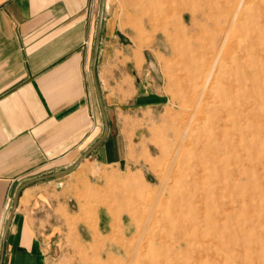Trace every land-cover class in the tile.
<instances>
[{"label":"rangeland","instance_id":"rangeland-1","mask_svg":"<svg viewBox=\"0 0 264 264\" xmlns=\"http://www.w3.org/2000/svg\"><path fill=\"white\" fill-rule=\"evenodd\" d=\"M190 1L103 0L122 31L99 66L109 160L61 179L60 264H264V0Z\"/></svg>","mask_w":264,"mask_h":264},{"label":"crops","instance_id":"crops-1","mask_svg":"<svg viewBox=\"0 0 264 264\" xmlns=\"http://www.w3.org/2000/svg\"><path fill=\"white\" fill-rule=\"evenodd\" d=\"M100 1L0 0V264H60L69 193L51 175L94 143L87 160H109L99 66L122 31L104 10L95 51Z\"/></svg>","mask_w":264,"mask_h":264},{"label":"bare ground","instance_id":"bare-ground-1","mask_svg":"<svg viewBox=\"0 0 264 264\" xmlns=\"http://www.w3.org/2000/svg\"><path fill=\"white\" fill-rule=\"evenodd\" d=\"M188 2L190 1V0H187ZM202 2H204L205 4H208L209 6H210V8H213V5H212V3H213V1L214 0H201ZM219 1V0H218ZM187 2V3H188ZM191 2V1H190ZM214 2H217V0L216 1H214ZM182 3H183V1H182ZM184 3H186V2H184ZM186 3V4H187ZM220 3V2H219ZM181 7V6H180ZM179 8V7H178ZM185 9V7H184V5H183V7H181L180 8V10L179 11H182V10H184ZM204 11V10H203ZM180 18L183 20V16L181 15L180 16ZM180 31V34L181 35H184L185 34V32H184V29H180L179 30ZM184 42L186 43V46L188 45V46H190L191 44H192V46L193 47H195V48H193V47H189L188 48V50H187V54H186V56H185V63L183 64L184 65V70L187 72V73H189L190 74V76H191V78L192 79H194V80H196L197 79V76L199 75V73L201 72L200 71V63H199V61H198V59L200 58V56H201V52H200V46H199V44L196 42H194V40L192 41V39H186V38H184ZM187 46V47H188ZM187 49V48H186ZM184 50H185V48H184ZM187 76V75H186ZM234 92H235V90H234ZM249 110V109H248ZM247 110V111H248ZM246 113V112H245Z\"/></svg>","mask_w":264,"mask_h":264},{"label":"water","instance_id":"water-1","mask_svg":"<svg viewBox=\"0 0 264 264\" xmlns=\"http://www.w3.org/2000/svg\"><path fill=\"white\" fill-rule=\"evenodd\" d=\"M103 8V0H101L100 1V9H99V20H98V25H97V28H96V38H95V51H96V49H97V44H98V33H99V29H100V19H101V17H102V9ZM96 145V143H94L92 146H90L84 153H82L79 157H78V159L68 168V169H66V170H64V171H62V172H60V173H58V174H52L51 176H55V177H59V176H63V175H65V174H67L69 171H71L73 168H74V166L77 164V162L80 160V159H82V158H84L86 155H87V153L94 147Z\"/></svg>","mask_w":264,"mask_h":264}]
</instances>
